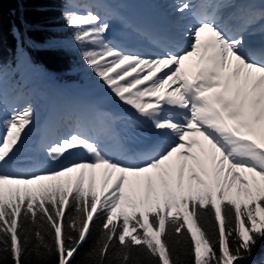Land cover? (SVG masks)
Listing matches in <instances>:
<instances>
[{
    "label": "snow or ice",
    "instance_id": "1",
    "mask_svg": "<svg viewBox=\"0 0 264 264\" xmlns=\"http://www.w3.org/2000/svg\"><path fill=\"white\" fill-rule=\"evenodd\" d=\"M61 3L71 35L11 25L10 59L0 12V264L32 252L73 264L97 220L86 254L97 264L112 249L120 264L134 251L177 264L173 234L190 243L192 264L248 260L264 241V0H176L149 28L130 24L116 0ZM33 52L79 56L102 94L54 108L29 144L36 110L9 101L5 83L52 78Z\"/></svg>",
    "mask_w": 264,
    "mask_h": 264
},
{
    "label": "trees",
    "instance_id": "2",
    "mask_svg": "<svg viewBox=\"0 0 264 264\" xmlns=\"http://www.w3.org/2000/svg\"><path fill=\"white\" fill-rule=\"evenodd\" d=\"M2 5V19L5 41L3 46V57L10 59L15 49V41L8 34L11 25H26L38 27L39 32H29V35L40 37L51 34V30L59 32L63 36H70L71 33L65 27V21L61 17V0H0ZM33 57L42 64L49 73L59 81L81 80L82 76H92L79 56L68 55L63 52H33ZM77 68V70H75ZM101 221L97 220L92 227L88 240L81 246L73 259V264H97L95 256H87L90 248L99 236ZM204 227L212 235L214 228L205 223ZM35 226L24 225V235L29 236L30 245L36 244L34 237ZM215 239V236H213ZM173 258L178 257L177 264H192L190 255V243H185V238L173 234L168 240ZM116 249L110 250L105 264H120L116 258ZM264 256V241H261L254 249L252 256L241 264H253V261ZM6 264H11L10 259ZM25 264H56L55 256L46 259H38L34 252L25 256ZM129 264H156L154 258L148 257L145 253L134 251Z\"/></svg>",
    "mask_w": 264,
    "mask_h": 264
},
{
    "label": "rangeland",
    "instance_id": "3",
    "mask_svg": "<svg viewBox=\"0 0 264 264\" xmlns=\"http://www.w3.org/2000/svg\"><path fill=\"white\" fill-rule=\"evenodd\" d=\"M128 0H116V3L119 5L120 11L123 15L124 12V5ZM154 2L156 0H153ZM163 3H169L170 5L172 3H175L176 0H159ZM167 12V10L165 9ZM124 16V15H123ZM114 28H113V26ZM112 28H110V32L108 33V37L111 38L114 33L119 30L120 25L116 22L111 23ZM118 27V28H117ZM117 28V29H116ZM205 34H202L204 36ZM142 47L139 48V51H147L148 46L146 44H142ZM124 46V44H123ZM126 46V45H125ZM77 70V68L75 69ZM49 73V72H48ZM50 74V73H49ZM52 77V75H51ZM80 82L74 83L73 81L66 82V81H57L52 77L51 79H45L40 76L35 75H27L23 79H20L18 81L12 82V81H6L5 83V91L7 93V96L9 98V101L12 100L14 96L21 97L20 99V106H24L25 103H30L36 110L37 120L33 124L29 135L27 137V140L29 144L34 141L40 131V125L44 122V120L47 118L49 113L54 108H60L63 105L58 104V100L60 97L63 98L64 103L67 104V93L72 92L76 88V86H79V88L82 89L83 92L86 93L87 97H84V100L81 102L87 103L94 101L98 99L101 94L102 90L96 85L93 76H82ZM75 98H79V95H75ZM10 113H3L2 118H6L7 115ZM48 167H57L58 165L49 163L47 165ZM21 168L27 167V165L21 164ZM99 170H97V185H99Z\"/></svg>",
    "mask_w": 264,
    "mask_h": 264
},
{
    "label": "bare ground",
    "instance_id": "4",
    "mask_svg": "<svg viewBox=\"0 0 264 264\" xmlns=\"http://www.w3.org/2000/svg\"><path fill=\"white\" fill-rule=\"evenodd\" d=\"M168 5L170 4L160 2L159 0H156L155 2L153 0H128L124 5L123 15L125 16L127 21L135 25H138L137 27L142 26V28H149L165 18L166 15L165 9L167 10ZM123 44L132 45L135 44V41L125 40ZM194 68H195V58H191L190 60L185 61L186 71H192L194 70ZM76 94L79 95L78 99L74 97ZM67 96H68L66 99L67 102L69 101L80 102L84 100V97L85 98L87 97L86 93L83 92L82 89L79 88V86H76V88L72 90V92L67 93Z\"/></svg>",
    "mask_w": 264,
    "mask_h": 264
}]
</instances>
